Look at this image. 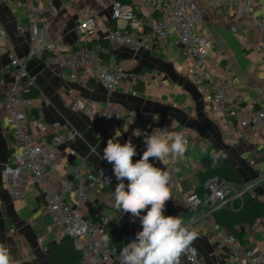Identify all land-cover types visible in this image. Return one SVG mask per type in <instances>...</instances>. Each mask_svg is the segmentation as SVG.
<instances>
[{
    "label": "built area",
    "instance_id": "obj_1",
    "mask_svg": "<svg viewBox=\"0 0 264 264\" xmlns=\"http://www.w3.org/2000/svg\"><path fill=\"white\" fill-rule=\"evenodd\" d=\"M43 2L46 0H14L13 4V9L22 7L26 14L27 26L17 25L15 30L18 34L26 35L27 53L18 56L12 49H7V62L0 77V114L4 115L11 149L10 158L3 164L2 172L5 176L14 177L31 175L34 191L43 199L51 215L52 229L60 238L69 237L78 251L80 256L77 264H107L110 260L121 264L120 252L112 254L104 239L105 226L110 220L103 218L94 222L80 212L92 190L116 186L112 166L103 165L93 170L85 158H80L68 165L65 173H58L60 146L65 141L73 142L78 133L74 129L63 130V126L58 123L45 125L33 114V101L44 104L46 99L40 94L36 97L25 96L27 90L35 88L26 70L27 63L37 59L45 66L68 71V79L77 85L86 86L94 81L107 92L113 93L124 90L125 65L120 61L105 62L100 52L93 47V42L105 41L110 46L126 48L136 55L153 50L157 41L177 34L191 59L188 80L200 94L204 108L214 113L221 124V143L235 147L249 139L246 132H259L262 135L263 162L264 107L260 106V102L264 100V90L247 99L244 93L230 90L221 77L211 73V67L216 66V62L209 63L208 53L215 42L211 33L197 31L202 10L195 0H139L138 11L133 5L119 0H113L109 5L96 0L101 9L108 7L110 24L102 23L99 11L94 8L82 9L77 13L79 22L76 26L80 43L66 46L47 41L42 36V30L47 27L43 14L49 8ZM72 2L65 0L62 7L66 8ZM206 4L213 9H239V18L231 30L237 35L240 49L255 51L264 67V6L261 0H206ZM122 23L124 26H121ZM242 30H248L251 38L239 36ZM8 38L6 29L0 23V45H5ZM89 126L97 129L99 140H103L111 130L120 129L125 140L132 137L133 143H138L143 150L147 135L157 128L183 132L189 144L186 126L162 123L142 112L125 111L110 100L94 110ZM137 129L141 133L138 137L133 135ZM163 163L171 175L169 188L178 191L180 177L176 171L177 159L169 156ZM248 164L259 168L254 159L249 160ZM260 179L264 180V173ZM255 183L237 189L229 182L216 178L205 180L204 197L190 193L182 198L183 205L191 212L185 223L192 226L200 217L201 208L210 215L213 211L231 208L244 193H251ZM248 228L256 235L264 233L260 219ZM219 234L221 241L218 246L224 248L229 264H264V240L247 246L224 229H219ZM133 240V235H127L124 246ZM190 248L191 251H185L180 257L187 264H203L196 249Z\"/></svg>",
    "mask_w": 264,
    "mask_h": 264
},
{
    "label": "crops",
    "instance_id": "obj_2",
    "mask_svg": "<svg viewBox=\"0 0 264 264\" xmlns=\"http://www.w3.org/2000/svg\"><path fill=\"white\" fill-rule=\"evenodd\" d=\"M64 1L43 2L45 7L49 5L43 14L47 22V27L42 30L45 40L65 46L79 45L77 13L87 7L99 11L102 23L110 24L108 7L101 9L96 0H73L68 7L63 8ZM100 1L109 5L113 0ZM119 1L140 10L139 0ZM195 2L202 10V20L197 25V31L211 33L215 42L208 53L209 63L216 62V66L211 67V73L221 77L230 90L244 93L247 99L255 97L264 90V67L255 51L240 49L237 35L231 30L239 18V9H213L207 6L206 0ZM13 4L14 0H0V23L9 37L5 45H0V77L7 62V49H12L18 56L27 53L26 35L18 34L15 30L17 25L27 26L26 14L22 7L13 9ZM261 5L264 6V0H261ZM238 35L251 38L248 30H242ZM93 47L106 55L105 62L120 61L125 65L124 90L109 93L94 81L86 86L77 85L68 79V71L49 65L32 78L34 89L46 99L44 104L33 101V114L45 125L58 123L63 126V130L74 129L78 133L73 142L65 141L60 146L59 174L65 173L68 165L80 158H85L93 170L103 165L112 166L103 159V149L106 141L113 136V130L103 140H99L97 129L89 126L94 110L110 100L125 111L142 112L162 123H179L189 130L188 150L182 159H177L176 164L180 177L179 188L178 191L170 189L171 199L166 202L165 216H180L184 221L191 216L182 198L194 193L201 185L203 187L204 181L201 183L198 175L203 169L200 161L211 149L238 170L245 184L256 182L251 193L264 202V180L260 179L264 173L261 133L246 132L249 139L235 147L221 143V124L214 113L204 108L200 94L188 80L187 71L191 59L180 44L177 34L157 41L153 50L136 55L123 47L109 44L103 47L97 41L93 42ZM260 106L264 107V100ZM119 131L123 143L125 135ZM9 143L4 115L0 114V242L10 247L19 264H69L63 260L58 246L61 238L52 229L51 215L43 199L36 195L31 175L14 177L5 176L2 172L3 164L10 158ZM135 145L139 154L133 158V162L139 160L144 151L138 143ZM251 159L259 164L258 169L248 164ZM150 162L165 169L163 162L153 158H150ZM114 189V186H106L92 190L80 212L94 222L108 218L110 221L107 229L117 233L124 246L126 236L130 234L136 237L142 228L139 219L133 223L130 213L116 207ZM196 194L204 197L206 191L203 189ZM199 215L191 226L197 229L198 235L190 246L196 249L203 264H229L224 248L218 246L221 228L215 225L212 215L206 214L202 208ZM260 223L264 230V217ZM248 227L243 230L244 245L264 240V233L253 234ZM107 264H115V261L110 260ZM179 264L187 263L179 257Z\"/></svg>",
    "mask_w": 264,
    "mask_h": 264
},
{
    "label": "clouds",
    "instance_id": "obj_3",
    "mask_svg": "<svg viewBox=\"0 0 264 264\" xmlns=\"http://www.w3.org/2000/svg\"><path fill=\"white\" fill-rule=\"evenodd\" d=\"M113 133L106 141L103 159L112 165L117 181L115 204L131 214L133 223L139 219L142 228L135 240L122 247L121 264H179L181 254L192 250L190 245L198 231L180 216L164 215L166 202L171 199V175L168 170L154 166L150 158L161 163L169 156L182 159L188 150L183 132L154 129L147 135L145 150L136 162L133 158L139 153L133 138L121 143L119 129H114ZM140 134V130H134V136ZM92 151L95 152V148ZM104 239L106 243L110 240L108 236ZM0 264H19L3 242H0Z\"/></svg>",
    "mask_w": 264,
    "mask_h": 264
},
{
    "label": "trees",
    "instance_id": "obj_4",
    "mask_svg": "<svg viewBox=\"0 0 264 264\" xmlns=\"http://www.w3.org/2000/svg\"><path fill=\"white\" fill-rule=\"evenodd\" d=\"M99 43L103 47L107 45L103 41H99ZM100 55L103 59H106L104 53H100ZM37 95L38 92L35 89H31L25 93L26 97H36ZM200 162L203 167L202 171L198 174L201 183L207 179L216 178L219 181L229 182L237 189H241L245 185L238 170L227 163L215 150H209ZM201 190H203L202 185L194 193H198ZM211 215L218 228L224 229L242 243L243 230L251 226L257 219L264 217V202L256 194L244 193L241 200L235 201L231 208L226 207L213 211ZM104 236L110 238L106 244L111 253H119L123 247L121 237L117 233L109 231L107 226H105ZM58 246L66 263L76 264L78 262L80 255L73 247L72 240L69 237H62Z\"/></svg>",
    "mask_w": 264,
    "mask_h": 264
},
{
    "label": "water",
    "instance_id": "obj_5",
    "mask_svg": "<svg viewBox=\"0 0 264 264\" xmlns=\"http://www.w3.org/2000/svg\"><path fill=\"white\" fill-rule=\"evenodd\" d=\"M45 68L43 63H39L37 59H31L26 66L29 76L33 78L39 71Z\"/></svg>",
    "mask_w": 264,
    "mask_h": 264
}]
</instances>
